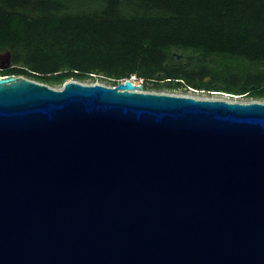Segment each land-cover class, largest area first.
Segmentation results:
<instances>
[{"label":"water","instance_id":"95a60500","mask_svg":"<svg viewBox=\"0 0 264 264\" xmlns=\"http://www.w3.org/2000/svg\"><path fill=\"white\" fill-rule=\"evenodd\" d=\"M134 79L0 76V264H264V101Z\"/></svg>","mask_w":264,"mask_h":264},{"label":"trees","instance_id":"16d2710c","mask_svg":"<svg viewBox=\"0 0 264 264\" xmlns=\"http://www.w3.org/2000/svg\"><path fill=\"white\" fill-rule=\"evenodd\" d=\"M6 51L0 72L50 86L102 73L264 100V0H0Z\"/></svg>","mask_w":264,"mask_h":264},{"label":"rangeland","instance_id":"374dc122","mask_svg":"<svg viewBox=\"0 0 264 264\" xmlns=\"http://www.w3.org/2000/svg\"><path fill=\"white\" fill-rule=\"evenodd\" d=\"M4 58L0 59V63H4ZM9 67H4V68H0V70H6ZM95 77L94 78H90V79H86V80H77L80 81L82 83L85 84H104L107 86H116L113 85L111 80L105 76L104 74L100 73V74H94ZM0 76H5L3 72H0ZM26 77V76H24ZM28 78V77H27ZM31 79V78H30ZM36 80V79H33ZM74 80V79H73ZM38 81V80H36ZM41 82V81H38ZM43 83V82H42ZM134 84L135 85H139V84H143V79H134ZM149 86H152L153 83H148ZM54 88H61L62 85H51ZM137 91H140L141 89H139L138 87H136ZM145 91L147 92H156V93H167V94H173V95H185V96H191V97H195V98H208V99H223V100H227V101H238V102H250V101H254L255 99H253L251 97L250 93L249 95H233L230 94L228 92H224V91H210V90H201V89H196V88H192V87H188L185 84L180 85L178 88L176 89H161V90H155V89H151V88H145ZM259 101H264V100H259Z\"/></svg>","mask_w":264,"mask_h":264},{"label":"built area","instance_id":"2783aa9c","mask_svg":"<svg viewBox=\"0 0 264 264\" xmlns=\"http://www.w3.org/2000/svg\"><path fill=\"white\" fill-rule=\"evenodd\" d=\"M136 79V78H135Z\"/></svg>","mask_w":264,"mask_h":264}]
</instances>
